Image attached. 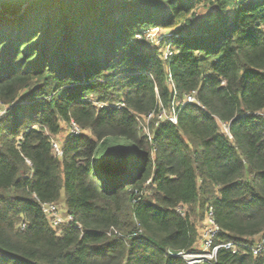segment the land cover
I'll use <instances>...</instances> for the list:
<instances>
[{"label":"trees","instance_id":"trees-1","mask_svg":"<svg viewBox=\"0 0 264 264\" xmlns=\"http://www.w3.org/2000/svg\"><path fill=\"white\" fill-rule=\"evenodd\" d=\"M0 106V264H187L211 207L216 264H264V0H0Z\"/></svg>","mask_w":264,"mask_h":264},{"label":"built area","instance_id":"built-area-1","mask_svg":"<svg viewBox=\"0 0 264 264\" xmlns=\"http://www.w3.org/2000/svg\"><path fill=\"white\" fill-rule=\"evenodd\" d=\"M141 38V37H140ZM171 52L169 51L166 55V57L170 56ZM198 103L196 98V92L192 93L189 96H186L184 101L182 103L176 102L174 103V112L172 115H168L167 111L161 106L160 112H158L160 115V119H163L166 115L170 116L169 120L173 124H177V114L180 110L181 106H184L186 104H193ZM177 109V112H176ZM156 112H153L149 114L147 117H145V121L147 122L149 120V123L157 117ZM165 120H168L165 119ZM168 120V121H169ZM161 121V120H160ZM164 121V120H162ZM148 123V124H149ZM225 126V125H224ZM225 128H227L225 126ZM228 133V132H227ZM71 137L79 136L83 134V131L77 126L75 122L71 123L70 126V132ZM53 145V151L56 157L60 158L63 154V147L57 143L52 141ZM61 205L58 203H47L42 205L43 213L46 215L47 219L51 223V225L54 228H58L64 224H72L74 225L75 229H81V226L78 224H74V219L72 216L68 215L67 213H63L61 211ZM63 210V209H62ZM177 213L181 215L182 217L187 216V209L185 207L179 206L177 208ZM206 227L202 230H200L202 235V241L201 245L199 246L198 251L193 253H176L172 254L174 257L182 258L187 264H216L218 260L219 252L222 250L231 251L234 254H237L240 252L239 248L235 243H226V244H217L214 245V238L218 234L219 229L217 225L215 224L214 218H213V208H209L206 212ZM23 229L25 228V225L22 226ZM248 250L251 251V253L254 256H259L264 248V237L260 238V241H258L257 245H248Z\"/></svg>","mask_w":264,"mask_h":264},{"label":"rangeland","instance_id":"rangeland-1","mask_svg":"<svg viewBox=\"0 0 264 264\" xmlns=\"http://www.w3.org/2000/svg\"><path fill=\"white\" fill-rule=\"evenodd\" d=\"M198 12V15L196 16V18H202L203 16H204V13L202 12V9L201 10H198L197 11ZM146 34H148V36H147V38L149 39V40H151L152 42H154L155 44H159L160 43V41L162 40V34L161 33H159V32H153V31H148V32H146ZM141 36H137V38L138 39H141L140 38ZM170 51V49H165L164 50V52H166V55H167V53ZM176 103V102H175ZM0 109H1V106H0ZM160 110H161V107L156 111V113H158V112H160ZM174 110V104H173V106H172V109H171V111L169 112V111H167V114L168 115H172L173 114V111ZM176 112H177V109H176ZM155 113V114H156ZM4 115L5 114V111H1V115ZM159 113L157 114V117L156 118H154L151 122H153L154 120H156L157 122L156 123H162V122H165V121H168L169 120V118H170V116H168V115H166V113H165V117L163 118V119H160V117H159ZM178 115V114H177ZM168 118V120H165V119H167ZM145 119V118H144ZM142 120L141 121V127H142V129H143V131H144V133H145V135H147L148 136V138H152V133L150 132V124H151V122L149 123V120L146 122L145 120ZM161 120V121H160ZM162 120H164V121H162ZM168 122H170V120L168 121ZM149 123V124H148ZM171 123V122H170ZM176 125V124H175ZM222 130H223V132L224 133H227L228 132V130H227V128H225V126L223 125V127H222ZM70 132V126L69 125H65V129H64V131H63V133L61 134V136L57 139V138H53L52 139V141H54V142H57V143H59L63 148H64V142H65V140L67 139V137H68V133ZM87 135H88V133H87ZM71 137V136H70ZM121 148L123 149V145H121ZM150 194V193H149ZM60 205H61V208L63 209H61V211L63 212V213H66V210H65V205L61 202L60 203ZM193 222L197 225V226H200V230H202L203 228H204V226L206 227V217H205V220L202 218V217H200V212H199V210H197V212L195 213V216H193ZM252 243H254V244H256V242H252Z\"/></svg>","mask_w":264,"mask_h":264},{"label":"crops","instance_id":"crops-1","mask_svg":"<svg viewBox=\"0 0 264 264\" xmlns=\"http://www.w3.org/2000/svg\"><path fill=\"white\" fill-rule=\"evenodd\" d=\"M63 128L65 129V125H63ZM82 135H83V134H82ZM59 137H60V136H59ZM59 137H58V138H59ZM69 137H70V134L68 133V137H67V139H68ZM58 138H57V139H58ZM62 203H64V202L62 201Z\"/></svg>","mask_w":264,"mask_h":264}]
</instances>
